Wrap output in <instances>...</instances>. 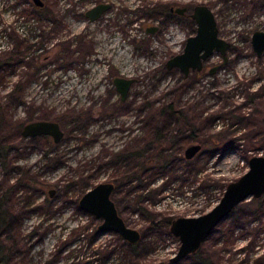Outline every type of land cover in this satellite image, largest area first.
<instances>
[{
	"label": "rangeland",
	"instance_id": "374dc122",
	"mask_svg": "<svg viewBox=\"0 0 264 264\" xmlns=\"http://www.w3.org/2000/svg\"><path fill=\"white\" fill-rule=\"evenodd\" d=\"M44 1L46 10L32 0H0V62L11 58L0 66V143L8 150V163L0 158V216L20 218L16 234L0 238L3 264L168 261L181 244L172 221L211 210L248 171L249 159L264 155V55L251 42L255 29L264 30V10L251 0ZM103 1L113 7L90 22L84 12ZM197 4L212 8L233 46L227 63L215 53L187 80L166 63L183 51L195 25L170 7L191 12ZM48 16L61 18L56 34ZM153 26L157 31L148 32ZM117 76L135 79L125 101ZM169 103L190 129H200L199 139L175 122L164 127ZM36 120L57 121L64 136L58 143L22 136ZM197 143L201 150L187 158ZM105 181L115 183L120 215L141 232L135 249L115 232L100 233L102 219L79 205ZM205 259L264 264V195L240 203L178 264Z\"/></svg>",
	"mask_w": 264,
	"mask_h": 264
},
{
	"label": "water",
	"instance_id": "95a60500",
	"mask_svg": "<svg viewBox=\"0 0 264 264\" xmlns=\"http://www.w3.org/2000/svg\"><path fill=\"white\" fill-rule=\"evenodd\" d=\"M42 6V0H33ZM109 2H102L92 6L86 11L90 21H96L111 8ZM184 8H178L182 13ZM192 17L197 23V32L186 40V45L181 53L171 57L166 65L168 69L179 67L186 75L190 68L201 70L204 61L215 51L222 53L225 62L228 59L227 51L231 42L219 35V27L214 11L206 4H197ZM158 26L148 28V32L155 33ZM252 46L255 53L264 55V30H256L252 35ZM216 67L211 72L214 73ZM134 78L115 77L114 85L121 95V100H126ZM22 136L50 135L58 143L64 136L57 121L36 120L24 125ZM202 148L201 144H192L186 151L187 158H192ZM115 183L110 181L100 182L87 190L80 198L79 205L102 222L98 226L100 233L115 232L123 240L137 244L141 240V232L130 227L120 215L117 205L112 198ZM51 193L54 190L50 191ZM264 195V155H255L249 159V169L239 179L228 184L220 201L209 211L198 216H182L174 219L170 231L179 238L181 244L178 251L169 260L177 263L189 255L197 253L203 243L214 232L215 228L226 219L235 208L248 198H261ZM157 264H165L160 262Z\"/></svg>",
	"mask_w": 264,
	"mask_h": 264
},
{
	"label": "trees",
	"instance_id": "16d2710c",
	"mask_svg": "<svg viewBox=\"0 0 264 264\" xmlns=\"http://www.w3.org/2000/svg\"><path fill=\"white\" fill-rule=\"evenodd\" d=\"M82 43H85V42L83 41ZM86 43H88V42H86ZM90 46H92V44ZM13 60H15V59L13 58ZM10 62H11V58H9L7 60H3V62H0V66H3L4 67V66L10 64ZM162 113H163V116H164V119H163L164 120L163 121L164 123L163 124H164V127L165 128H169L170 129V125L173 122H175V123H177V126L178 127H180V125H181V128L180 129H183L184 128V131H186L187 133H189L190 140H192V139H195V140L199 139V136L197 134L200 131V129L197 130V131H194V129H190L188 121H184L182 112L181 111H178V110H175V107L173 106L172 103H169L166 107H164V109H162ZM175 129H177V128H175ZM18 131H19V129H18ZM195 132H197V133H195ZM156 134H157V137H159V135L160 136H163V133L159 129L156 131ZM170 136H173V135H170ZM207 143L205 141V144H203V145H206ZM7 152H8L7 148L4 145H2V143H0V158H2L5 163H8L7 162V159L8 158L6 156L7 155ZM132 153L133 152H131V154ZM161 153H164V151H161ZM128 154H130V153H128ZM169 162L170 161H167L166 163H169ZM166 163H164L162 166L163 167H167V164ZM138 176H139V174L136 173L132 177L129 176L126 180H124V182H128V181H130V180H132V179H134V178H136ZM115 188H116V186H115ZM1 200L2 199H0V204H1ZM17 219H18V216H15L14 218H11L10 220L7 219L6 216H3V215L0 216V232L2 233V236L4 234L9 233L10 231H11V234L12 233L16 234L15 231L17 230L18 225H19V222L17 221ZM170 223H171L170 221H166V224L169 225ZM14 237L15 236H13V238ZM137 244L128 243L129 247H131L132 249H135L138 246ZM189 256H192V255H189ZM204 262L206 263L207 262V259H205ZM204 262L202 264H205ZM165 264H178V263H173L170 260H168V261H165ZM215 264H219V260Z\"/></svg>",
	"mask_w": 264,
	"mask_h": 264
},
{
	"label": "flooded vegetation",
	"instance_id": "af4514ba",
	"mask_svg": "<svg viewBox=\"0 0 264 264\" xmlns=\"http://www.w3.org/2000/svg\"><path fill=\"white\" fill-rule=\"evenodd\" d=\"M33 1V0H32ZM43 1V5L42 6H39V5H37L34 1H33V3L39 8V9H45L46 10V8H47V5H46V3H45V1L44 0H42ZM104 2H106V1H103V3ZM251 2H252V4L255 6V8H257V10L259 11V12H262V10H264V0H251ZM99 3H102V2H99ZM99 3H97V4H99ZM109 3H111V2H109ZM97 4H95V5H97ZM112 4V3H111ZM196 6V5H195ZM194 6V7H195ZM113 7V4H112V6H111V8ZM110 8V9H111ZM178 8H184L183 10H182V13H179L178 11H177V9ZM211 8V7H210ZM109 9V10H110ZM212 9V8H211ZM108 10V11H109ZM87 11V10H86ZM86 11L84 12V16L90 21V19L86 16ZM107 11V12H108ZM170 11L171 12H173V13H176V14H178V15H183V16H186V15H188L191 19H192V22L194 23V25H195V30L190 34V36L191 35H194V34H196V32H197V23H196V21L194 20V18L192 17V13H193V11H194V8L192 9V11L190 12L189 10H188V8L187 7H175V6H171L170 7ZM107 12H105L104 14H106ZM215 13V12H214ZM103 14V15H104ZM102 15V16H103ZM216 15V14H215ZM101 16V17H102ZM100 17V18H101ZM51 22H52V24L54 25V34H56L55 33V31H56V29H60L61 28V25H62V21H61V18H58V17H56V19H52V18H50V16H48L47 17ZM99 18V19H100ZM99 19H97V20H99ZM217 19V18H216ZM96 20V21H97ZM90 22H92V21H90ZM94 22V21H93ZM217 24H218V21H217ZM218 27H219V25H218ZM256 30H260V29H255L254 31H253V33L256 31ZM253 33H252V35H253ZM219 35H220V28H219ZM221 36V35H220ZM188 39V38H187ZM186 39V40H187ZM224 39H226V40H228L227 38H224ZM229 41V40H228ZM251 42H252V36H251ZM185 45H186V41H185ZM233 45H232V43H231V46H230V48L232 47ZM184 48H185V46H184ZM229 48V49H230ZM228 49V50H229ZM184 50V49H183ZM254 50V49H253ZM75 51H77V49L75 50ZM237 52H238V50H237ZM255 52V51H254ZM181 53V52H180ZM215 53H220L219 51H217V50H215L205 61H204V64H203V68L201 69V70H193L192 68H190V70H189V73H188V75H186L179 67H174V68H179L183 73H184V75H185V77H187V79H189V75L190 74H192V76L193 77H195V75L197 74H199L200 72H203L205 69H206V67H207V60H209V59H211V58H213V56L215 55ZM178 54V53H177ZM221 55H222V53H220ZM227 55H228V51H227ZM222 57H223V55H222ZM228 60H229V56H228V59H227V61L225 62V60H224V57H223V63H227L228 62ZM221 66V64H216V65H214V66H212L211 68H210V72H211V70L214 68V67H216V70H215V72L219 69V67ZM214 72V73H215ZM212 73V72H211ZM123 101V100H122ZM125 101V100H124ZM45 136H48V137H52V136H50V135H38V136H30L31 138H39V137H45ZM53 138V137H52ZM54 140V139H53ZM11 194V193H10ZM49 194H50V196H53L54 194H55V191L53 192V193H51V192H49ZM10 198H12V195H11V197ZM22 217V216H21ZM19 219L20 218H18L17 219V221H19ZM1 236H2V233L0 232V238H1ZM196 254V253H195ZM195 254H192V255H195ZM4 263V259H3V256H2V254L0 253V264H3ZM178 263V262H177ZM205 263V262H204ZM205 264H209V262L207 261ZM211 264H215L214 262H212Z\"/></svg>",
	"mask_w": 264,
	"mask_h": 264
}]
</instances>
